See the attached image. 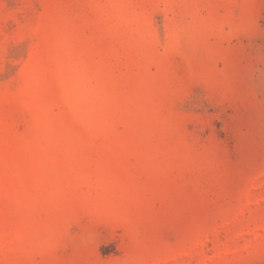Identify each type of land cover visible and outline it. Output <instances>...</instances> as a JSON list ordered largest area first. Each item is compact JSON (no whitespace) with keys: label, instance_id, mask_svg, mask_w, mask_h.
I'll use <instances>...</instances> for the list:
<instances>
[{"label":"rangeland","instance_id":"374dc122","mask_svg":"<svg viewBox=\"0 0 264 264\" xmlns=\"http://www.w3.org/2000/svg\"><path fill=\"white\" fill-rule=\"evenodd\" d=\"M0 264H264V0H0Z\"/></svg>","mask_w":264,"mask_h":264}]
</instances>
